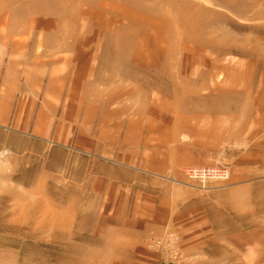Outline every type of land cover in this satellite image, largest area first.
Instances as JSON below:
<instances>
[{"label": "rangeland", "instance_id": "obj_1", "mask_svg": "<svg viewBox=\"0 0 264 264\" xmlns=\"http://www.w3.org/2000/svg\"><path fill=\"white\" fill-rule=\"evenodd\" d=\"M0 264H264V0H0Z\"/></svg>", "mask_w": 264, "mask_h": 264}, {"label": "crops", "instance_id": "obj_2", "mask_svg": "<svg viewBox=\"0 0 264 264\" xmlns=\"http://www.w3.org/2000/svg\"><path fill=\"white\" fill-rule=\"evenodd\" d=\"M100 169L101 172L99 171V175L96 177L98 186L94 188L92 198L99 201H122L123 205L128 208L129 217H138V211L144 208L140 202H149L153 196L161 192V181H159L160 184H155L147 179L148 182L146 179H143L142 173L130 164L122 163L115 167L103 164ZM240 191H243V197L237 205L231 202V185L215 190L212 193L215 198L214 209L218 210V214H222V217L226 215L229 223H231V208L240 209L246 205L247 190L246 188H242ZM150 207H154L153 204ZM137 214L138 216H136ZM131 221L133 222V220ZM213 224L217 225L219 230L221 226L220 220H213ZM130 231L135 232L136 230L124 227L121 233L129 238V234L127 233Z\"/></svg>", "mask_w": 264, "mask_h": 264}, {"label": "built area", "instance_id": "obj_3", "mask_svg": "<svg viewBox=\"0 0 264 264\" xmlns=\"http://www.w3.org/2000/svg\"><path fill=\"white\" fill-rule=\"evenodd\" d=\"M187 173L194 178H209L217 177L221 179L228 178L229 171L226 168H190L187 170Z\"/></svg>", "mask_w": 264, "mask_h": 264}]
</instances>
